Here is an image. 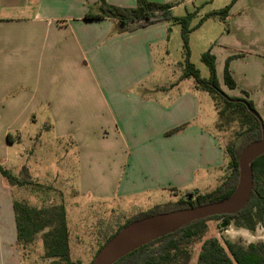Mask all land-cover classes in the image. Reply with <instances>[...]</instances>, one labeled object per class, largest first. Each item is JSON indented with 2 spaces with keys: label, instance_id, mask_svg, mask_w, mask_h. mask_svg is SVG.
I'll return each mask as SVG.
<instances>
[{
  "label": "crops",
  "instance_id": "crops-1",
  "mask_svg": "<svg viewBox=\"0 0 264 264\" xmlns=\"http://www.w3.org/2000/svg\"><path fill=\"white\" fill-rule=\"evenodd\" d=\"M100 12V0H0V119L25 126L52 111L58 139L71 137L85 158L81 180L105 189V197L200 194L198 182L227 161L206 129L216 124L213 113L204 114L206 91L190 77L159 81L157 63L171 41L166 22L120 32L112 19H86ZM3 137L16 140L10 129ZM95 140L103 142L101 165L93 159ZM9 230L17 251L14 223Z\"/></svg>",
  "mask_w": 264,
  "mask_h": 264
},
{
  "label": "rangeland",
  "instance_id": "rangeland-1",
  "mask_svg": "<svg viewBox=\"0 0 264 264\" xmlns=\"http://www.w3.org/2000/svg\"><path fill=\"white\" fill-rule=\"evenodd\" d=\"M233 2L234 0H169L164 3L163 0H157L153 3L171 5L176 17L195 14L191 29L197 27L207 14L232 5L226 20H206L207 23L204 21L201 26L190 32V61L200 71L203 79H210L211 71L203 61V54L211 49L219 61L217 81L221 91L231 97L245 98L264 105V0ZM166 23L171 41L167 46L169 52L165 62L157 63L158 71L164 72H160L159 81L178 83L186 68L183 25L173 20ZM227 64L236 88H231L225 80ZM190 80L196 83L194 77H190ZM205 96L204 114L210 111L216 119V124H211L206 129L218 136L226 149L238 140V127L236 124L221 127L217 111L210 110L215 103L212 95L206 91ZM223 106L224 103L221 102L220 107ZM256 110L264 120L263 107ZM51 113L52 111L46 110L45 114L39 116L38 122H30L25 126L12 125L6 119H0V164L15 177L26 182L22 186H13L5 181L3 187V175L0 171V264H52L51 260L43 258L44 248L40 236L33 245L26 248L18 246L16 213L13 208L12 211L8 210V204L13 207L15 201L26 202L39 208L64 204L70 231L71 258L81 264H91L109 235L115 233L128 220L164 203L162 197L169 195L166 193L162 196L113 199L103 195L105 189H91L81 180L85 158L80 157L78 142L71 137L58 139V131ZM5 129L11 130L16 138L14 142L8 143L7 137H3ZM91 142L95 150L93 159L97 165H101L103 142ZM105 143L111 144V141ZM231 175L230 158L227 156L222 172L216 170L208 173L207 180L199 181L195 188L200 190V194L210 193L220 188ZM189 194L181 195L176 201L175 198L167 196V203L186 200ZM193 194L192 200H195L196 194ZM224 222L225 219L207 222L205 234L193 247L191 264L196 263L203 242L212 237L221 241H241L244 245L264 241V223H260L256 230L251 232L233 224L223 228ZM12 223L17 232V251L11 247L9 228Z\"/></svg>",
  "mask_w": 264,
  "mask_h": 264
},
{
  "label": "trees",
  "instance_id": "trees-1",
  "mask_svg": "<svg viewBox=\"0 0 264 264\" xmlns=\"http://www.w3.org/2000/svg\"><path fill=\"white\" fill-rule=\"evenodd\" d=\"M236 1L234 0L233 3ZM172 8L169 4H158L147 0H137L135 8H120L108 4L105 0H100L101 12L99 14H88L86 19H112L115 21L120 32H131L159 22L171 20L183 25V40L186 51V68L183 78L194 77L197 87L212 95L221 127H231L234 124L238 127V140L225 149L227 156L230 158L232 175L215 191L207 194L195 193V200L189 201L188 199H183L177 203L158 205L150 211L143 212L134 219L128 220L115 233L107 237L99 251L124 226L136 220L159 213L223 201L230 197L237 186L239 157L241 153L250 144L262 138L260 121L250 113L244 104L229 100L246 99L231 97L219 88L216 57L212 54V50L210 49L203 54V61L209 66L211 71L210 79H203L200 71L190 61V32L201 26L208 19L219 18L226 20L230 15L232 5L220 11L207 14L194 29H191L190 25L195 14L190 13L185 17H176L173 14ZM225 80L231 88H236V83L230 74L228 64L225 71ZM246 101L256 110L252 101ZM221 102L224 103L223 108L220 107ZM181 130L178 129L175 132ZM253 170L255 189L250 201L240 212L234 215L216 216L194 222L142 247L116 264H191L193 247L203 237L207 222L211 220L225 219L228 225L233 224L237 228H245L254 232L260 223H264V156L254 162ZM0 171L4 179L13 186H22L26 183L15 177L10 170L4 168L1 164ZM25 171L28 173L27 169ZM14 209L18 229V246L26 248L33 245L38 236H40L44 248V259L51 260L52 264H81L80 261H74L71 258L70 231L64 204L39 208L26 202L15 201ZM195 264H264V241L244 245L241 241H221L219 238L212 237L203 242Z\"/></svg>",
  "mask_w": 264,
  "mask_h": 264
},
{
  "label": "water",
  "instance_id": "water-1",
  "mask_svg": "<svg viewBox=\"0 0 264 264\" xmlns=\"http://www.w3.org/2000/svg\"><path fill=\"white\" fill-rule=\"evenodd\" d=\"M215 88L218 90L217 87ZM229 100L244 104L262 126V138L245 148L239 157V178L233 194L223 201L159 213L136 220L124 226L105 244L92 264H116L142 247L194 222L216 216L234 215L245 208L255 189L253 164L258 158L264 156V120L246 100ZM193 196L194 194L190 193L188 200L191 201ZM227 226L228 222L222 224L223 228Z\"/></svg>",
  "mask_w": 264,
  "mask_h": 264
},
{
  "label": "flooded vegetation",
  "instance_id": "flooded-vegetation-1",
  "mask_svg": "<svg viewBox=\"0 0 264 264\" xmlns=\"http://www.w3.org/2000/svg\"><path fill=\"white\" fill-rule=\"evenodd\" d=\"M188 199V198H187Z\"/></svg>",
  "mask_w": 264,
  "mask_h": 264
}]
</instances>
